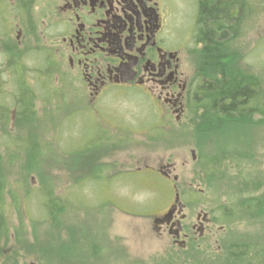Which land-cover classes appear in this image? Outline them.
<instances>
[{
	"label": "rangeland",
	"instance_id": "rangeland-1",
	"mask_svg": "<svg viewBox=\"0 0 264 264\" xmlns=\"http://www.w3.org/2000/svg\"><path fill=\"white\" fill-rule=\"evenodd\" d=\"M166 1L171 10L169 20L166 15L167 28L176 27L178 40L187 43L186 68L191 71L192 83L202 87L197 62L201 46L193 38L196 0ZM249 2L251 8L242 17L240 32H229V38L238 36L234 45L240 60H234V65L264 76V0ZM41 30L42 23L37 24L36 32ZM38 45L43 46L38 42L27 58L30 64L25 71L29 74L24 79L34 95L29 97V109L22 114V120L20 113L11 119L12 103L27 99V91L22 92V97L18 90L21 77L16 78L15 70L0 69V170L2 182L5 180L0 185V220L4 226L0 233V264H221L220 258L227 252H241L239 243L249 240L255 247L264 243V216L230 225L222 222V207L235 208L245 196L259 198L264 193L261 187V191L252 193L254 186L237 183L243 176H264V115L254 114V125L239 126L237 132L225 127L222 132L221 126L204 128L203 132V126H192L188 117L167 144L168 135H163L162 148L142 151L152 158L158 155L164 162L175 163L181 188L190 185L202 191L186 198L193 219L200 209L211 212L207 245L198 247L194 243L179 250L154 232V217L169 203L164 190L156 193L149 184L138 187L135 181L121 179L114 182L112 196L114 201L125 204L121 206L129 213L100 207L105 194L92 192L90 175L93 155L88 143L93 133L80 120L79 111L86 107L85 102L80 104L60 83L44 82L46 61ZM35 75L42 79L39 81ZM8 78L10 82L3 83ZM137 99L130 97L127 103L114 101L111 120L114 115L127 112L126 117L132 122L129 115L147 109V103L142 102L139 107ZM23 109L27 110L26 106ZM65 115L71 118L66 119ZM141 138L133 136L134 141ZM135 147L115 151L116 157L129 162L139 152ZM192 148L200 156L202 177L193 176V165L186 163Z\"/></svg>",
	"mask_w": 264,
	"mask_h": 264
},
{
	"label": "flooded vegetation",
	"instance_id": "flooded-vegetation-1",
	"mask_svg": "<svg viewBox=\"0 0 264 264\" xmlns=\"http://www.w3.org/2000/svg\"><path fill=\"white\" fill-rule=\"evenodd\" d=\"M169 12L166 0H0V69L15 70L16 78L21 77L27 99L12 103L11 119L20 113L22 120L29 109V97L34 95L24 79L29 74L25 71L30 64L27 58L41 41L43 46L38 47L43 49L46 61L44 82L60 83L80 104L85 102L79 113L81 124L84 121L93 133L88 143L93 155L92 192L105 194L108 207L114 202V182L121 179L135 181L138 187L149 184L156 193L164 190L169 203L154 217V232L174 248L186 250L194 243L198 247L207 245L211 235V212L200 209L193 219L186 200L202 191L190 185L181 188L175 163L142 152L162 148L163 135H168L167 144L188 117L192 126L197 124V84L192 83L191 71L186 68L187 43L178 40L176 27L167 28ZM41 23L39 34L37 24ZM7 82L9 78L3 81ZM130 97L138 98L139 107L147 103V109L129 115L132 122L127 112L111 120L113 102L127 103ZM115 132L120 136L115 137ZM136 135L141 140L134 141ZM131 145L139 152L130 157L133 166L128 168L129 159L127 163L121 161L115 151L132 150ZM195 148L186 163L193 165V176L202 177Z\"/></svg>",
	"mask_w": 264,
	"mask_h": 264
},
{
	"label": "trees",
	"instance_id": "trees-1",
	"mask_svg": "<svg viewBox=\"0 0 264 264\" xmlns=\"http://www.w3.org/2000/svg\"><path fill=\"white\" fill-rule=\"evenodd\" d=\"M249 1L196 0L197 11L193 38L195 43L201 46L197 51V62H199L198 72L204 83L202 87L195 88L194 109H199L195 115L197 120L195 125L199 128L203 126V132L204 128L206 130L212 126L214 128L221 126L222 132L224 127L229 131L237 132L239 126L252 127L254 125L252 122L254 114L264 115V76L242 70L234 65V60H240L237 58L239 51L234 45L238 36L229 38V32L232 34L240 32L242 17L247 16L251 8ZM22 85L20 84L19 92L23 97ZM28 120L30 123L32 117H28ZM197 142L200 145L201 142ZM237 154L234 153V155ZM1 174L0 170V185L5 183V180L2 182ZM243 177L237 183L254 186L252 193L261 191L258 189L260 187L264 190V176L252 178L251 175L248 179ZM236 178L233 177L234 180ZM28 194L29 198L31 194L29 192ZM248 196H245L235 208L222 207L223 223L230 225L242 221L249 222L264 216V193L259 198ZM1 229H4V226L0 220V233ZM0 237H2L1 234ZM238 246L240 253L227 252L224 258H220V263L255 264L254 260H256L258 264H264V258L261 257L262 255L264 257V243H259L255 247L248 240V242L239 243Z\"/></svg>",
	"mask_w": 264,
	"mask_h": 264
},
{
	"label": "water",
	"instance_id": "water-1",
	"mask_svg": "<svg viewBox=\"0 0 264 264\" xmlns=\"http://www.w3.org/2000/svg\"><path fill=\"white\" fill-rule=\"evenodd\" d=\"M176 201H178V198L176 197Z\"/></svg>",
	"mask_w": 264,
	"mask_h": 264
}]
</instances>
